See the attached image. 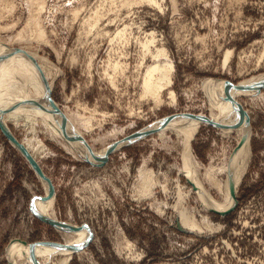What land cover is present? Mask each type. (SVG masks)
<instances>
[{"label":"rangeland","instance_id":"374dc122","mask_svg":"<svg viewBox=\"0 0 264 264\" xmlns=\"http://www.w3.org/2000/svg\"><path fill=\"white\" fill-rule=\"evenodd\" d=\"M41 1L38 19L44 42L30 34L27 24ZM153 5L122 7L119 0H0V44L9 40L12 48L34 57L32 64L47 68L46 87L51 85V97L63 114L66 110L73 116L90 117L91 131L76 123L94 151L117 145L92 165L75 149L69 150L68 141L53 140L40 124L33 125L34 131L24 122L7 125L20 143L34 135L46 148L47 154L38 156L37 163L54 188L55 218L92 233L67 264H264V86L259 90L263 99L241 95L228 101L241 104L250 125V156L236 189L235 207L228 215L210 211L191 189L184 173L182 138L174 131L169 129L164 136L152 131L122 142L167 116H210L205 88L209 80L235 85L264 74V0H159V8ZM95 8L101 14L99 34L87 32L82 25ZM123 24H132V29L126 41L114 47L109 35ZM148 31L155 32L175 66L171 89L176 102H170L165 91L159 107L141 97L142 70L138 76L134 69L138 41L145 40ZM18 32L24 33V40H15ZM94 49L99 51L94 54ZM125 51L128 69L126 75L117 74L119 79L114 76L113 87L103 73L104 61L108 55L114 61L124 60ZM227 51L232 54L224 65ZM91 54L94 67L89 71ZM219 127L204 123L190 141L199 179L216 200L222 193L203 174L211 167L218 180H225L220 169H228L239 138L234 130ZM142 168L156 177L150 195L138 190ZM44 197L42 181L0 130V264L10 263L9 245L64 244L71 239L32 213V201ZM184 209L193 214L202 231L183 226L180 212ZM61 258L54 254L47 261L59 264ZM36 264L42 263L36 260Z\"/></svg>","mask_w":264,"mask_h":264},{"label":"bare ground","instance_id":"6f19581e","mask_svg":"<svg viewBox=\"0 0 264 264\" xmlns=\"http://www.w3.org/2000/svg\"><path fill=\"white\" fill-rule=\"evenodd\" d=\"M143 2L149 3L150 5L154 4L153 6L156 5L158 7H155L159 8V0H119V3L122 5V7H129L133 4H139ZM41 4H43L42 1L40 5ZM42 9V5H38L39 11H37L36 14H30L31 16L28 17L29 22L27 24L28 28H30L31 31L30 34L38 39V41L40 40L44 42V40L46 41V39H44V29L41 28V25L39 23L40 19H38L40 17H38V15ZM73 14L77 15L78 11L75 10ZM90 16H92V18H90ZM100 19V10L99 8H95L94 11L90 15H88V17L82 22V25L84 29L87 30V32L96 30V33L99 34L103 30L100 29L98 25ZM131 25L123 24L122 27H117V29L109 35V41L111 43L110 45H114L116 42L126 41L127 34L132 29ZM148 32H145V40L141 41L140 39V41H138V44L140 46L139 59L137 61V64L134 66V69L137 70L136 72H139L138 76L139 74H141L140 71L142 70V74L140 76L141 97L145 99H151L155 104V107H159L164 102L162 95L165 91H167V94L169 95L168 98L171 99V101H169L172 103L176 102L175 93L171 89V86L173 84V72L175 66L172 60L169 58L167 49L162 44H159L157 42L155 32ZM18 33V37H16L15 35L16 39L13 37V39H15L16 41L17 39H23L24 36V33ZM107 34L108 32L105 33V35ZM15 40L14 42H16ZM8 42L0 44V121L4 129L11 133L7 125L8 123L19 125L20 123L24 122L25 125L30 124L33 128V125L40 124L41 128H44V130L49 133L50 137L53 140L58 141L57 138L64 139L69 142V148L67 147L69 150L75 149L77 152H79L80 156L84 160L91 163L92 165H96V163H99V160L104 159L107 153V147L94 151L85 139L84 131H91L90 128H92L90 117L83 118L79 115V113L73 116L70 114L71 112L68 113V111L64 110L66 116L72 122L69 123V119L66 118L63 113V116H61L57 112L53 103L45 101L51 90V85H48V87H46L45 84L46 81H49L47 78V68L37 63H35L36 65L32 64L31 62L33 61V56L27 57L21 51V49L16 50L12 48V46ZM98 51H96L94 54H96ZM115 52H117L116 49ZM124 53H122L121 55L124 60L120 59L116 61V59L114 61L110 55H108V58L105 59L106 61L103 60L105 62V69L103 70V73L109 78L107 79V81L109 80L111 84H113V87L114 85L116 87L117 84V81L114 82V76H116L117 74L119 75L122 72H124L125 74L126 70L128 69V63L126 61L127 51H125ZM231 54L232 52L230 51H227L225 53L224 65H226L229 61ZM260 56L262 59V53ZM94 57L95 55L90 56L89 62L87 63L89 71L94 64ZM118 75L116 77H118ZM220 80L221 81L209 80L208 83L206 81V84L204 83L209 103L212 108L210 116L206 117L203 114H199L196 118H193L186 115L185 113L172 115L170 117L167 116V118L164 117L166 119L162 121L159 120V122H154V124L152 123V125L150 123V126H147L143 130H140L138 133H142V136H144V134H147L149 132L157 131L158 135L162 136L165 131L171 129L172 131H174L177 138L181 137L182 140H180L184 145L182 152L185 165L184 173L185 177L189 180L191 189L195 190L196 194H198L202 199L203 205L207 206L210 211L219 212L223 216V213L231 208L236 202L232 194H236L237 186L240 182V179L244 175V172L246 171L248 159L250 156V125L247 121L246 115L238 108V106L231 105L228 103V101L230 99L238 98L241 95H248L249 97L255 96L257 97V99H263V95L260 93L261 90L258 91V87L264 81V74L257 77L255 76L249 80H242L241 82L236 83L234 86L230 85L222 79ZM169 105L171 104L169 103ZM86 110L87 109H85V111ZM93 114H95V112ZM130 115L132 114L130 113ZM203 117L217 123L222 129L234 130L237 138L239 137L236 142L237 146L229 159L228 169L226 170L227 166H225L224 169H220L224 170L226 174L225 180H218L213 175L214 168L211 167L210 169H206L203 174V176L206 177L207 182H209L212 186H214L222 193V198L220 200L214 199L213 196H211V194L203 186L202 182L199 179V175L197 174L198 170L196 162L191 156L192 154L190 141L193 140V137L197 133L200 125L204 124L203 121H201ZM76 120L77 123H82L80 124L84 128V131L80 130V127H78L79 125L76 123ZM34 130L35 128L33 129V131ZM122 130L124 131V129ZM122 130L119 129L117 130V132L120 133L122 132ZM111 135H115V133H111ZM117 135L118 134H116V136ZM32 136L34 135H31L29 139H25L24 141L19 143L26 150L27 154L30 155V157L37 163L38 156H45L47 154V150L37 138ZM79 136L80 138L84 139L92 149L91 153L88 152ZM156 183V177L152 175V172L143 170V168L140 169L138 183L139 191H142V193L146 195H150L152 193V188L156 185ZM43 187L45 191V197L39 200L36 199L33 203V207L36 210L39 218L43 217L48 220L60 222L54 216L55 198H50V191L45 183H43ZM141 197H143V194ZM180 213L183 226L185 225L189 227V230H203V228L196 224V220L190 211L184 209ZM203 224L208 227L206 223L203 222ZM54 228L61 231V233H63V235L65 236L66 234L70 235L71 239L66 240L64 244L56 242L49 243L48 241H43L37 242L32 246H30V244L9 245L6 250V258L7 261L10 262L9 264H36V260H40L42 264H48L49 261H47V259L54 254L57 256L60 255L62 257L59 264H67L70 261L72 254L75 252H80L81 249L83 250V248L92 238V233H90L86 229L78 228V226L74 224L64 223L54 226ZM81 246H83V248H80ZM35 257L38 258L34 261L33 259Z\"/></svg>","mask_w":264,"mask_h":264},{"label":"water","instance_id":"95a60500","mask_svg":"<svg viewBox=\"0 0 264 264\" xmlns=\"http://www.w3.org/2000/svg\"><path fill=\"white\" fill-rule=\"evenodd\" d=\"M218 81H221L220 79L218 80ZM225 82H227V83H229V81H227V80H224ZM233 86H234V84H232ZM264 86V81H263V83L262 84H260L259 85V87H258V91L259 90H261V88ZM45 101L46 102H50V103H53L54 104V106H55V108H56V110H57V112L61 115V116H63V112H62V110L59 108V106L55 103V101L53 100V98L51 97V92H50V94L48 95V97L45 99ZM238 104V103H237ZM236 104V105H237ZM238 108L246 115V118H247V121L249 122V119H248V115H247V113H246V111L244 110V108L241 106V104L239 103L238 104ZM186 115H188V116H191V117H193V118H196L197 117V115H194V114H186ZM185 115V116H186ZM201 121H203V123H206V124H209V125H213V126H219L217 123H215V122H213V121H210L209 119H207V118H205V117H203L202 119H201ZM0 130H1V132H2V134L6 137V139L8 140V142L11 144V145H13L26 159H27V161H28V163L30 164V166H31V168L34 170V172L36 173V175L38 176V178L42 181V183H45L46 184V186L48 187V189H49V191H50V198H54L55 197V192H54V188L52 187V185H51V183H50V181L44 176V174L42 173V171H41V169L39 168V166H38V164L30 157V155H28L27 154V152H26V150L23 148V146L19 143V141L12 135V133H10V132H8L6 129H4V127L2 126V123H1V121H0ZM145 135V134H144ZM140 137H142V133H136V134H134V135H132V136H130V137H127L125 140H122V142H124V141H128V142H130L132 139H137V138H140ZM79 138H80V136H79ZM81 139V141H82V143L84 144V146L86 147V149L88 150V152H92L91 150V148L89 147V145L86 143V141L84 140V139H82V138H80ZM117 145V144H116ZM116 145H114V144H112V145H110V146H108L107 147V153H106V156L109 154V153H111V151H113L114 149H115V147H116ZM104 159H105V157H104ZM104 159H102V160H104ZM102 160H99L98 162H101ZM233 196H234V198H235V195H234V193L232 194ZM36 199H43V198H35L33 201H32V204H31V210H32V212L38 217V214H37V212H36V210L34 209V205H33V203H34V201L36 200ZM234 207H235V204L231 207V208H229L227 211H225L224 213H223V215L225 216V215H228L233 209H234ZM213 213H215V214H220L219 212H215V211H213ZM221 215V214H220ZM41 217V216H40ZM39 218V217H38ZM40 220H42L43 222H45V223H47V224H50V225H52V226H57V225H59V224H64V222H58V221H52V220H48V219H45V218H43V217H41V218H39ZM66 226V225H65ZM83 228V227H82ZM179 228H180V225H179ZM24 244L26 243V241H22ZM49 243H51V242H49ZM35 243H33V244H30V246H32V245H34ZM83 246H81L80 248H82Z\"/></svg>","mask_w":264,"mask_h":264}]
</instances>
